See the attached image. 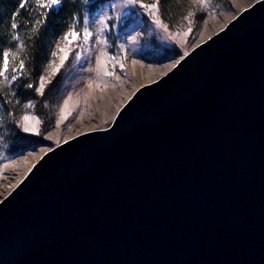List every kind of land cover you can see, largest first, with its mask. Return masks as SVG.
<instances>
[{"label":"water","instance_id":"1","mask_svg":"<svg viewBox=\"0 0 264 264\" xmlns=\"http://www.w3.org/2000/svg\"><path fill=\"white\" fill-rule=\"evenodd\" d=\"M0 264H264V0L0 199Z\"/></svg>","mask_w":264,"mask_h":264},{"label":"rangeland","instance_id":"2","mask_svg":"<svg viewBox=\"0 0 264 264\" xmlns=\"http://www.w3.org/2000/svg\"><path fill=\"white\" fill-rule=\"evenodd\" d=\"M254 1L171 0L161 6L159 0H108L86 13L50 45L39 105L26 101L14 112L20 131L37 139L21 152L0 154V199L43 152L110 125L137 87L164 74ZM70 31L77 38L69 44L64 36Z\"/></svg>","mask_w":264,"mask_h":264},{"label":"trees","instance_id":"3","mask_svg":"<svg viewBox=\"0 0 264 264\" xmlns=\"http://www.w3.org/2000/svg\"><path fill=\"white\" fill-rule=\"evenodd\" d=\"M107 1L60 0L44 7L43 0H0V154L21 152L37 139L20 131L14 112L26 101L39 105L37 86L50 45ZM159 1L161 6L171 2Z\"/></svg>","mask_w":264,"mask_h":264},{"label":"snow or ice","instance_id":"4","mask_svg":"<svg viewBox=\"0 0 264 264\" xmlns=\"http://www.w3.org/2000/svg\"><path fill=\"white\" fill-rule=\"evenodd\" d=\"M59 2H60V0H48V4L47 5H42V6L47 7V6L58 4ZM153 7H155V5H153ZM11 27L12 28H16V25L12 24ZM69 36L71 37V39H69ZM76 38H77V33L74 32V31H70L69 33H66L65 36H64V39L68 40L69 44L72 43V41H74ZM61 51H63V49H61ZM53 55H55V53H53ZM63 59L64 58H62V60ZM4 67L5 68L7 67V60H5V62H4ZM19 67L22 69L24 67L23 63H21L19 65ZM0 74H2V73H0ZM14 79H15V77H14ZM41 80L43 81V78H41ZM29 87H31V85H29ZM43 88H44V83H41L40 89H38V91H43ZM25 119H27V117Z\"/></svg>","mask_w":264,"mask_h":264}]
</instances>
